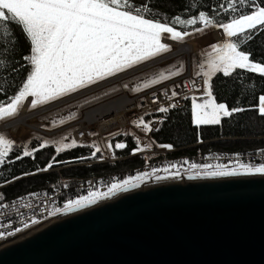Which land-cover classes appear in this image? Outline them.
Segmentation results:
<instances>
[{"label":"snow or ice","instance_id":"6c2138e0","mask_svg":"<svg viewBox=\"0 0 264 264\" xmlns=\"http://www.w3.org/2000/svg\"><path fill=\"white\" fill-rule=\"evenodd\" d=\"M245 6L251 10L241 11ZM217 8L234 15L228 18V22L218 23L215 19L219 15ZM152 12L149 3H137L136 0H0V76L14 79L12 73H18L25 66L29 68L15 93L6 100H0V122L18 115L29 97L31 109L58 100L169 52L171 46L162 42L164 39L182 42L185 37L210 27L221 28L228 39L223 43L212 44L207 59L199 66L200 71L196 75L204 77L203 95L207 98L200 103L197 102V97L191 98L192 123L197 127L220 125L222 118L247 111L243 107L229 108L225 103H217L212 92V78L217 73L232 77L236 70L264 77V62L253 60L252 53L240 47L241 43L257 39L264 33V6L256 0H225L213 7L212 14L201 10L198 15L190 18L177 15L171 22L150 18L149 14ZM198 23L201 27H193L192 31H182L177 27L187 28ZM17 29L30 45L29 53L20 57L24 63H18L16 59L21 50ZM179 74L180 70H162L145 82L144 87L159 84ZM3 91L5 90L0 89V92ZM176 96L178 93L173 90L169 99ZM175 107L177 105L171 104L157 110L167 113L170 108ZM255 107L258 115L264 118V94L259 95L258 105ZM150 124L151 122L141 119L137 126L142 125L147 133L153 130ZM46 144L47 142L39 147L44 148ZM13 146L14 141L5 134H0V165L6 163ZM75 146L77 142L73 140L71 144L56 148V152L59 154L64 149ZM108 147L111 150L113 146L109 144ZM126 147L122 142L115 144V149ZM160 147L171 148V145ZM141 150L138 147L133 150V154ZM34 151L38 149L25 150L23 156H16L15 159L33 156ZM100 151L96 147L91 155L95 157ZM262 154L264 149H258L257 155ZM236 156V167L218 166V170L205 172V175H264V163H243L239 160V154ZM51 167L52 162H49L43 170L47 171ZM171 167L175 168L176 165ZM191 167L198 166L192 164ZM203 167L208 168L209 165ZM156 171L153 169L152 172L137 173L118 181L113 178L114 182L109 184L106 192L89 190L87 195L68 200L56 212L71 213L94 205L106 197L138 188L145 177ZM156 179L161 177L157 176ZM3 207L6 205L0 204V208ZM36 222L32 221L33 224ZM24 227L27 228L28 225L24 224ZM19 231L20 228L15 229V232ZM12 234L14 233H8ZM4 235L0 232V238Z\"/></svg>","mask_w":264,"mask_h":264},{"label":"water","instance_id":"95a60500","mask_svg":"<svg viewBox=\"0 0 264 264\" xmlns=\"http://www.w3.org/2000/svg\"><path fill=\"white\" fill-rule=\"evenodd\" d=\"M216 170L157 173L94 205L54 212L0 238V264H264V175H205Z\"/></svg>","mask_w":264,"mask_h":264},{"label":"trees","instance_id":"16d2710c","mask_svg":"<svg viewBox=\"0 0 264 264\" xmlns=\"http://www.w3.org/2000/svg\"><path fill=\"white\" fill-rule=\"evenodd\" d=\"M137 3H149L153 9L150 18L171 22L172 18L179 15L182 18H190L198 15L203 10L212 14L213 7L224 3L225 0H136ZM264 6V0H256ZM250 11V8L242 7L241 11ZM219 15L215 16L218 23L228 22V18L234 13H225L217 8ZM182 31H192L193 27H201L198 23L192 27L177 26ZM20 38L21 50L16 57L18 63H24L20 58L27 55L30 45L25 41L22 33L17 29ZM228 39V38H227ZM241 49L252 53V59L264 62V33L257 39L240 44ZM2 58V57H0ZM29 71L28 66L22 68L18 73H12L14 79L0 76V100H6L8 96L15 93L16 88L22 83ZM212 92L217 103H225L229 108L243 107L245 112L235 113L231 117L222 118L220 125H193L191 115V101L188 98L182 107L170 109L167 113H161V123L158 131L152 132L153 139L160 145H171L178 147L175 154H193L207 150H222L235 152L250 147L264 146V118L258 115L255 106L258 105V97L264 94V77L258 74L236 70L232 77H224L217 73L212 78ZM150 116L145 117V120ZM43 136L32 137L26 146L23 143L14 145L12 151L6 158V163L0 165V202L17 197L34 189L51 188L59 186L63 179L83 177L89 174L108 176L111 173L124 172L127 169L140 166L146 159L144 156L126 158L115 164L100 163L87 165L84 157L88 156L93 146L91 144L77 145L64 149L59 154L52 144H44ZM128 141L127 149L120 151L125 155L136 147V140L132 135H122ZM198 140L202 144H196ZM71 141V139H70ZM72 142V141H71ZM33 156L15 159L23 156L25 150L33 151ZM66 161V162H65ZM49 162L55 163L52 167H60L59 174L55 170L44 171ZM253 165L264 163L261 161L248 162ZM51 167V168H52ZM19 177V179H14ZM6 181H11L10 183Z\"/></svg>","mask_w":264,"mask_h":264},{"label":"built area","instance_id":"2783aa9c","mask_svg":"<svg viewBox=\"0 0 264 264\" xmlns=\"http://www.w3.org/2000/svg\"><path fill=\"white\" fill-rule=\"evenodd\" d=\"M184 45H187V43ZM188 45L190 44L188 43ZM191 49L188 52H184V54L189 55ZM203 79L204 77L202 75H196L192 73L190 69H187L182 76L175 77L138 93L131 95L122 91L101 103L86 108L83 110L80 118L53 130L50 134H58L65 129H70L71 140H75L77 145L91 144L93 146L89 155L84 157L86 159L83 164H115L118 161L134 156H144L146 161L140 166L127 169L120 173L114 172L106 177H104V175L89 174L83 177L63 179L64 181H62L59 186L34 189L17 197L4 200L0 202V204L6 205V207L0 208V232L8 235L9 232H15L16 228H25L24 224L28 226L33 224V220H42L56 212L57 208H63V205L68 200L77 199L81 195H87L89 190L104 192L107 190L109 184L114 182L113 178L118 181L128 176L136 175L137 173L152 172L153 169L157 171L150 176L171 171L186 172L201 169L204 168V165H209V167L236 166V154H239V160L243 163L251 161L264 162V154L257 155V150L264 149V146L250 149L245 148L235 152L213 149L193 154H175L179 150L178 147H160V144L153 139L152 132L158 129L162 118L160 115L161 113L157 109L161 106L168 107L171 104L182 107L188 98L192 102L191 98L193 96L196 97L199 94H203L200 93L203 91ZM114 82L116 81L107 80L105 83L98 84L95 89H92L91 86L85 88H89L91 91L86 92L83 91L85 90L83 89L81 90L83 94L79 93L80 95L68 99L63 97L64 99H61L62 101H60L56 108L113 84ZM193 83L195 84V88H193ZM173 90L178 93V96L169 99ZM118 98L127 100L129 104L117 109V113L112 118V124L102 122L103 119L88 120V118H86V112L91 108H96L99 105L106 104ZM147 116L150 117L145 120ZM132 118L151 122L150 126L153 130L145 134V137L149 139L151 143L149 147L140 148L137 139H135L132 133V131L139 132L131 123ZM128 134L132 135L136 140V147L132 148L129 153L125 155L124 153H120V151H124L127 147L125 149H115V144L122 142L128 146V141L126 139L118 138ZM202 143L203 141L201 140L196 142L197 145ZM109 144L113 146L111 150L108 147ZM96 147H99L101 151L93 157L91 154L95 151ZM138 147L142 150L136 151V153L133 154V150ZM185 161H187V163H185ZM57 164L58 162L52 163V166ZM192 164H196L198 167L192 168ZM172 165H176V167L173 168L171 167ZM56 167L57 166L48 168L47 171L56 170ZM166 168L168 171H165Z\"/></svg>","mask_w":264,"mask_h":264},{"label":"rangeland","instance_id":"374dc122","mask_svg":"<svg viewBox=\"0 0 264 264\" xmlns=\"http://www.w3.org/2000/svg\"><path fill=\"white\" fill-rule=\"evenodd\" d=\"M211 28H213V27H210L204 31L210 32L212 30ZM214 33H215V31H214ZM213 37L218 39V36L215 34ZM167 40H169V39H167ZM170 41H172V40H170ZM173 42H176V41H173ZM197 43H196V47L198 46ZM199 43H201V41ZM188 46H190V45H188ZM192 47L190 46L189 50ZM174 50H176V48ZM190 53H189V55H190ZM180 56L183 57L184 54H181ZM180 63H181V60L176 59L173 62V65L179 66ZM185 65H186V70H187L186 62H185ZM193 68H194V64L192 62V70H193ZM144 83L145 82L143 81V78H141V76H138L135 78H129V79H125V78L121 79L119 81L114 82L113 84L105 86L99 90H96L92 93H89V94H87V95H85L79 99L71 101L65 105L58 107V108L51 109V110L45 111V112L42 111V113H39V115H37L35 118H33L31 120V122L34 124H39L41 126L40 127L41 130H42V128L48 132L55 130L58 127H61L65 124L69 123L72 120H76V119L80 118L82 116L83 110H85L86 108L91 107L95 104L101 103L102 101H105V100L119 94V92L122 89L127 90L128 92H131L132 90H134L136 88L138 89L139 87H141ZM129 94L132 95L135 93H129ZM30 100H31V97H29L28 101L25 102V104L28 103L29 111H36L38 109H41L40 107L45 105V104L39 105L36 107L37 109L36 108L31 109L30 108ZM23 107L24 106L21 107L18 115H16L13 118L6 119L5 120L6 123L17 118L20 115V113L22 112ZM140 120L141 119H138V118H132L131 119V123L139 131V132L132 131V133H133L135 139H137L140 148H146V147H149L151 145V143H150L149 139H147L145 137V134H147V133L144 131L143 126L142 125H140L139 127L137 126V123ZM5 121L0 122V134H5L8 138H10L12 141H14V145H19V144L23 143L25 146H27L28 141H30V139L32 137H36V136H43L44 137L43 138L44 143L47 142L48 145L52 144L55 147V149L58 147H62L64 144H71V141H70L71 130L70 129H65L64 131H62L58 134L41 133L39 131H35V130L30 129V128H27L25 126H20V128L17 127L18 128L17 130H13V129H10V125L6 126L9 128L3 127L6 123L1 127V124ZM61 121H63V123H61ZM58 168L61 169L63 167L62 166L56 167V170H55L59 174H61L59 172L60 169H58ZM62 181H64V180H62Z\"/></svg>","mask_w":264,"mask_h":264},{"label":"crops","instance_id":"0c3cea01","mask_svg":"<svg viewBox=\"0 0 264 264\" xmlns=\"http://www.w3.org/2000/svg\"><path fill=\"white\" fill-rule=\"evenodd\" d=\"M211 29L212 30L210 32L203 31L202 33L198 32V33H194L191 36L185 37V39H184V41H182V43H187V44L189 43L191 45V47L193 46L191 49V53H190L189 57L186 56L185 54L183 57L180 56L181 54H175L173 56H172V54L168 55V53H171V51L173 49H175L174 48L175 45L172 42L170 43V42L162 41V42L168 43L171 46V50L167 53H163V54H161L155 58H152L150 60L161 58V57H164L166 55H167V58L162 59L160 61H157L156 63L148 66L147 68H145V69H143V70H141V71H139V72H137V73H135L129 77H126L125 79L135 78V77L141 76V78H143L144 82H148L151 78L156 76L162 70H180L179 75L173 76L170 78V79H173L175 77L182 76L187 71L185 62L187 64V69L189 67L190 71L192 73L196 74L197 72L200 71V67H199L200 64H202L207 59V53L211 51L210 46L214 43H223L227 39V37L224 35L223 30L221 28H211ZM214 31H215V33H214ZM214 34L218 36V39L213 37ZM200 41H201V43H199ZM195 42L196 43L198 42L197 47H196ZM176 59L181 60V63L179 66L173 65V62ZM150 60H147V61H150ZM147 61H145V62H147ZM145 62H143V63H145ZM192 62L194 64L193 70H192ZM140 64H142V63H140ZM181 64L183 65L182 68H181ZM137 65H139V64H137ZM137 65H135V66H137ZM128 69H130V68H128ZM118 73H121V72H118ZM170 79L164 80L161 83L168 81ZM161 83H159V84H161ZM159 84H155V85H159ZM155 85H151L150 87H153ZM150 87L145 88L144 84H143L141 87H139L138 89L136 88V89L132 90L131 92H128L127 90H124V89H122L120 92L125 91L126 93H138V92L143 91L145 89H148ZM200 93H203V91ZM196 97L198 98L197 99L198 103L202 102L203 94H199Z\"/></svg>","mask_w":264,"mask_h":264},{"label":"bare ground","instance_id":"6f19581e","mask_svg":"<svg viewBox=\"0 0 264 264\" xmlns=\"http://www.w3.org/2000/svg\"><path fill=\"white\" fill-rule=\"evenodd\" d=\"M162 41H166V42H172L175 45L176 50H174L172 53H168V55H175V54H182L184 52L189 51L190 46L187 45H183V44H179L167 39H164ZM172 55V56H173ZM167 56V55H166ZM76 96V95H74ZM203 99H206L207 97H202ZM127 104H129V102L127 100H124L122 98H118L115 100H112L106 104L103 105H99L96 108H91L90 110H88L86 112V118H88V120H99V119H103L102 122L107 123V124H112V118L115 116V114L117 113V109L121 108L123 106H126ZM49 106H46L45 108H48ZM41 109H38L36 111H29L28 108V103H26L22 109V112L20 113V115L15 118L14 120L8 122V123H4L1 124V127H6L10 125V129L13 130H17L18 128H20V126H25L27 128H30L32 130L35 131H43L40 129V125L39 124H34L31 122V120L33 118H35L37 115H39V113H41L43 111L44 106L40 107ZM18 127V128H17ZM250 148H257V147H250ZM250 148H246V149H250Z\"/></svg>","mask_w":264,"mask_h":264}]
</instances>
